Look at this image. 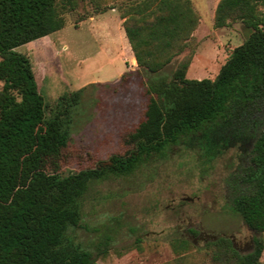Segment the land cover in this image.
Wrapping results in <instances>:
<instances>
[{
  "label": "trees",
  "instance_id": "obj_1",
  "mask_svg": "<svg viewBox=\"0 0 264 264\" xmlns=\"http://www.w3.org/2000/svg\"><path fill=\"white\" fill-rule=\"evenodd\" d=\"M114 8L98 4L95 14ZM118 9L138 70L147 78L145 117L127 138L129 151L64 175L58 168L71 107L84 89L63 98L49 116L31 60L16 49L62 30L65 13L76 4L0 0V264H98L107 242L92 251L69 233L83 221L90 184L129 177L182 141L197 145L209 162L254 139L251 163L240 175L246 191L233 207L251 230L264 232V0L219 1L214 27L241 22L251 33L215 79L203 80L187 77L192 56L166 73L191 47L199 26L191 0H125ZM254 243L243 254L220 237L203 251L213 264H264V240ZM171 246L178 257L174 264H190L189 241L177 239Z\"/></svg>",
  "mask_w": 264,
  "mask_h": 264
},
{
  "label": "rangeland",
  "instance_id": "obj_2",
  "mask_svg": "<svg viewBox=\"0 0 264 264\" xmlns=\"http://www.w3.org/2000/svg\"><path fill=\"white\" fill-rule=\"evenodd\" d=\"M123 1L74 0L76 10L65 13L62 30L16 49L31 60L49 116L63 98L84 89L71 107L68 143L58 168L64 175L129 151L127 138L144 120L147 78L138 70L120 22ZM191 1L199 26L191 47L166 73L192 56L187 77L215 79L251 30L241 22L216 29L220 0ZM98 4L115 8L95 14ZM85 15L90 17L81 22ZM253 143V138L237 143L208 162L197 145L182 141L129 177L94 181L82 201L83 221L69 233L92 251L107 242L108 253L98 264H174L178 257L171 242L177 239L194 246L190 264H213L203 249L220 237L250 253L255 239L264 240V232L245 224L233 200L246 191L240 175L251 163Z\"/></svg>",
  "mask_w": 264,
  "mask_h": 264
},
{
  "label": "crops",
  "instance_id": "obj_3",
  "mask_svg": "<svg viewBox=\"0 0 264 264\" xmlns=\"http://www.w3.org/2000/svg\"><path fill=\"white\" fill-rule=\"evenodd\" d=\"M91 19H94V18H91ZM120 22H124V20H121ZM123 24V23H122ZM124 29V28H123ZM125 31V30H124ZM126 35V34H125Z\"/></svg>",
  "mask_w": 264,
  "mask_h": 264
}]
</instances>
